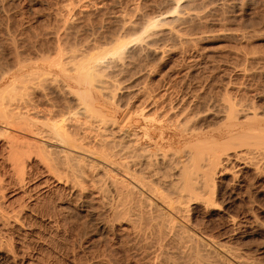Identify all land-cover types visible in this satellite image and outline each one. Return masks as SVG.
<instances>
[{"label": "rangeland", "instance_id": "rangeland-1", "mask_svg": "<svg viewBox=\"0 0 264 264\" xmlns=\"http://www.w3.org/2000/svg\"><path fill=\"white\" fill-rule=\"evenodd\" d=\"M220 1H226L227 5L219 4ZM175 8L184 12L182 16L185 12L190 15L176 22L174 17H167ZM193 11L198 14L195 20ZM161 18L163 24L152 30L150 23ZM172 27L184 37L172 39L174 36L167 31ZM148 30L153 34L149 36L153 37L151 41L146 38ZM119 37L129 48L123 53L126 54L124 65L116 66L114 40ZM147 45L157 51L154 53L150 46L144 48ZM60 46L66 56L59 54ZM79 49L86 59L97 52L105 72L103 78L108 84H117L114 90L120 87L115 102L105 98L104 109L109 117L114 113L111 102L119 105L120 110L128 107L130 114L137 117L143 105L147 110L158 97L161 101L164 93L167 103L174 100L175 105L193 107L190 109L196 112H204L208 107L215 111L228 94L254 103L264 111V0H0V85L3 87L22 72L34 70V66H47L48 61L60 55L67 58L72 53L79 54ZM78 59L65 60L66 66L73 68ZM102 60L106 62L103 64ZM140 90L152 92L154 99L148 100L147 94ZM54 97L60 101L56 94ZM214 121L210 117L204 126L216 125L218 120ZM0 142V145L4 143ZM1 147L0 205L18 213L19 219L8 226L0 223L2 242L10 249L0 247L5 248L0 249V264L195 262L190 255H182V251L173 247L172 253L177 251L181 255L171 253L169 258L171 246L167 249L169 254L167 250L163 254L167 255L165 258L154 259L160 254L158 247L150 249L146 238L128 229V223L113 220L111 225V213L102 207L91 181L84 180L83 188L81 184L71 186L62 175L59 182L35 157L25 160L24 166H29L24 170L18 166L20 172L14 164L11 166L13 162L6 152L9 148ZM38 162L42 164L39 166ZM235 163L227 164L230 172L225 171L218 179L221 187L218 198L236 222L227 215L205 212L200 206L196 207L197 212L193 211L192 219L205 227V232L233 247L248 264H264V167L257 173L249 167L242 169L238 161ZM12 167L17 171L14 175ZM16 174L25 180L17 181ZM137 237L142 238L143 244ZM212 257L206 256L204 264L213 261L215 257ZM215 263L221 264L216 259L211 264Z\"/></svg>", "mask_w": 264, "mask_h": 264}, {"label": "bare ground", "instance_id": "bare-ground-1", "mask_svg": "<svg viewBox=\"0 0 264 264\" xmlns=\"http://www.w3.org/2000/svg\"><path fill=\"white\" fill-rule=\"evenodd\" d=\"M225 3L220 1L219 4L227 5ZM193 12L195 16L191 14L192 18L198 17L197 11ZM169 13L167 17L170 15L171 19L174 17L178 21L190 15L185 12L182 16L184 12L177 8ZM161 21L162 18L153 20L151 29H158L157 26L163 24ZM174 29L166 30L172 33V39H182L184 36ZM147 35L146 38L153 36L152 32ZM114 42L117 54L115 59L111 58L115 65L123 64V58L126 57L123 53L129 45L123 42L122 37ZM61 48L58 49L59 54L64 53L62 51L65 49ZM79 50V54L70 53L67 58L60 55L48 61L47 66H34V70L26 74L22 72L20 77H15L6 86L0 85V141H4L0 146L9 148L6 152H9V161L13 162L11 166L14 164L18 171L24 170V167L29 166H24L25 160H34L35 157L36 161L39 158L41 161H38L43 163L38 162V165H45L50 175L54 174L59 182L62 181V175L68 180L65 181L71 182V186L80 187L84 180L91 181L93 189L99 193L97 199L111 213L112 221L128 223V229L146 238L150 249L158 247L157 251L162 255L155 254L154 259L159 256L165 258L167 255L163 254L171 246L170 254L168 250L166 253L169 258L173 247L182 251V255H190L195 261L193 264H204L206 256H214L216 262L221 264H248L233 247L205 232V227L202 228L197 220L194 222L192 213L200 206L205 212L227 215L228 219L236 222L228 214L226 205L219 202L221 187L218 179L224 176L223 173L230 172L227 164L237 161L242 164V169L249 167L257 173L262 172L264 111H260L261 108L254 103L232 98L227 93L225 102L222 101L215 111L208 107L204 112H196L190 109L193 107L175 105L174 100L167 103V94L164 93L161 101H158V97L147 110V106L143 105L144 108L136 112L137 117H133L128 107L120 110V106L113 103L120 87L118 85L115 91L113 88L117 84H108L103 78L105 72L99 54L92 53L86 59V55ZM76 57H80L81 61L78 59L73 68H68L65 60H74ZM102 61L103 64L106 62ZM146 91L143 94H147L148 100L154 99H151L154 94ZM54 94L60 101L54 100ZM105 98L114 99L111 102L114 113L110 117L104 109L107 102ZM210 117L216 119L214 122L218 120L217 124L204 126ZM18 166L23 167L19 169ZM14 167L13 175L14 171L17 172ZM20 172V175H25ZM17 176V181L24 179ZM18 219V213L10 209L7 211L0 205L1 224L8 226ZM137 238L141 243V237ZM2 241L0 236V247L6 244ZM4 247L0 249H8ZM215 259L209 261L214 263Z\"/></svg>", "mask_w": 264, "mask_h": 264}]
</instances>
